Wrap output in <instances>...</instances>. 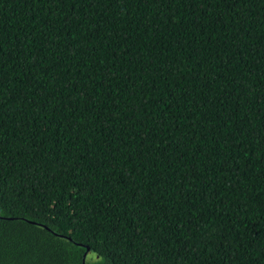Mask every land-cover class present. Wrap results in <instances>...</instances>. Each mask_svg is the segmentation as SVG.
<instances>
[{"label": "trees", "instance_id": "trees-1", "mask_svg": "<svg viewBox=\"0 0 264 264\" xmlns=\"http://www.w3.org/2000/svg\"><path fill=\"white\" fill-rule=\"evenodd\" d=\"M0 264H264V0H0Z\"/></svg>", "mask_w": 264, "mask_h": 264}]
</instances>
